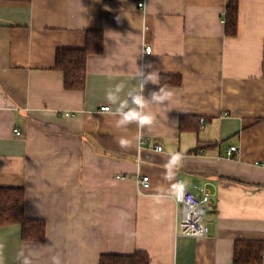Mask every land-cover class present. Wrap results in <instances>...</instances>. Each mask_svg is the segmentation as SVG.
Returning <instances> with one entry per match:
<instances>
[{
	"label": "crops",
	"instance_id": "0c3cea01",
	"mask_svg": "<svg viewBox=\"0 0 264 264\" xmlns=\"http://www.w3.org/2000/svg\"><path fill=\"white\" fill-rule=\"evenodd\" d=\"M229 1L0 0V187H23L26 214L46 222L39 242L0 226L3 264L21 248L34 264L136 250L150 264H234L241 241L264 243V0H239L236 36ZM89 30L102 31V52L88 57L85 89L68 90L56 50L85 46ZM138 70L158 80L147 100L161 87L172 96L149 104L151 127L118 128L106 90L123 81L125 98ZM179 180L210 192L206 236L180 232Z\"/></svg>",
	"mask_w": 264,
	"mask_h": 264
},
{
	"label": "trees",
	"instance_id": "16d2710c",
	"mask_svg": "<svg viewBox=\"0 0 264 264\" xmlns=\"http://www.w3.org/2000/svg\"><path fill=\"white\" fill-rule=\"evenodd\" d=\"M30 1V0H10ZM226 34L236 36L239 26V0H230L226 8ZM103 34L100 30L87 32L83 47H60L56 50V67L64 72V86L68 90H83L86 87L88 57L102 52ZM193 119H197L193 117ZM181 128L189 129L184 117ZM195 128V127H192ZM191 128V129H192ZM21 224L22 237L29 241H42L46 234L44 219L30 217L25 212V189L21 186L0 187V226ZM264 243L261 240H243L237 244L234 264H261ZM100 264H150V256L144 250L130 254H102Z\"/></svg>",
	"mask_w": 264,
	"mask_h": 264
},
{
	"label": "clouds",
	"instance_id": "9594fccd",
	"mask_svg": "<svg viewBox=\"0 0 264 264\" xmlns=\"http://www.w3.org/2000/svg\"><path fill=\"white\" fill-rule=\"evenodd\" d=\"M151 67V65H148ZM139 86L133 87L127 91L125 98H121L120 94L124 92L127 87L126 83L121 81L106 90L105 99L110 105H115V111L112 112L109 108L108 111L111 115H116L119 119L116 121V126L127 127L129 124L135 123L138 128L143 129L146 126L151 127L155 121V115L147 111L150 103L163 104L165 101L169 100L172 96L170 91L165 90L163 87L159 91H154L151 93V100H147L143 95L145 85L148 82L153 84H158V80L154 72H150L147 75L141 70H138ZM139 139V137H137ZM120 147L127 148L130 146L131 141L121 137L119 140ZM181 155L179 153L172 154L171 158L166 165V168H170L172 165L181 162ZM2 248V245H0ZM18 264H34L32 259V254L30 252L26 253L24 248H21L17 252ZM0 264H3V259L0 257ZM51 264H63L62 259L58 255L51 257Z\"/></svg>",
	"mask_w": 264,
	"mask_h": 264
},
{
	"label": "built area",
	"instance_id": "2783aa9c",
	"mask_svg": "<svg viewBox=\"0 0 264 264\" xmlns=\"http://www.w3.org/2000/svg\"><path fill=\"white\" fill-rule=\"evenodd\" d=\"M142 2L139 6H142ZM225 21V18L223 19ZM152 51L151 46L145 47V52L150 53ZM110 107L108 105L103 106L102 109ZM71 114L66 112V115ZM227 114V112H225ZM15 133L20 134L21 131L15 128ZM157 150H162V146H157ZM238 151L237 146L232 145L228 149V154ZM125 176H123L124 178ZM139 188L146 189L149 187L150 179L148 175H142L140 177ZM196 188L198 186L195 185ZM175 199L182 205V219L180 221V232L185 236H191L195 238L206 236L209 232V227L204 218V208L209 207L212 204L210 192L204 190L200 193H195L190 190L187 184L179 180L177 184V189L175 192Z\"/></svg>",
	"mask_w": 264,
	"mask_h": 264
},
{
	"label": "water",
	"instance_id": "95a60500",
	"mask_svg": "<svg viewBox=\"0 0 264 264\" xmlns=\"http://www.w3.org/2000/svg\"><path fill=\"white\" fill-rule=\"evenodd\" d=\"M206 210H207V207L204 208V211H206Z\"/></svg>",
	"mask_w": 264,
	"mask_h": 264
}]
</instances>
